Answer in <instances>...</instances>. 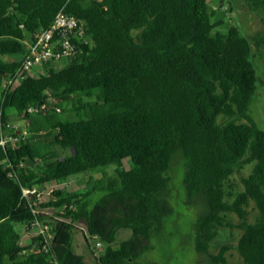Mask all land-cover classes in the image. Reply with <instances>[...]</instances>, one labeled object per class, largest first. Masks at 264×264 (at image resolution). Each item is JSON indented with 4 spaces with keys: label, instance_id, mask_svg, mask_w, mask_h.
I'll return each mask as SVG.
<instances>
[{
    "label": "trees",
    "instance_id": "trees-1",
    "mask_svg": "<svg viewBox=\"0 0 264 264\" xmlns=\"http://www.w3.org/2000/svg\"><path fill=\"white\" fill-rule=\"evenodd\" d=\"M243 3L264 16V0ZM208 5L0 0V136L18 140L0 145V264H86L73 248L75 230L104 246L96 264H142L172 212L167 174L178 154L186 161L187 202L205 209L195 225L196 252L225 264L229 248L215 255L212 243L221 230L238 228L243 264H264V131L249 115L260 76L253 50L264 62V30L250 38L239 26L217 30L226 20L213 21ZM62 7L84 22L83 35L70 36L75 52L45 63L39 76L24 72L6 89L28 45ZM10 121L25 122L27 131L19 125L12 135ZM48 139L55 149L39 156L34 141ZM58 148L69 155H58ZM111 165L118 167L105 174ZM248 165L236 190L231 179ZM94 171L103 178L90 176L81 190L62 187ZM47 186L53 187L48 201L23 196V189ZM36 222L50 227L49 237L29 234ZM122 229L131 237L114 248Z\"/></svg>",
    "mask_w": 264,
    "mask_h": 264
},
{
    "label": "rangeland",
    "instance_id": "rangeland-1",
    "mask_svg": "<svg viewBox=\"0 0 264 264\" xmlns=\"http://www.w3.org/2000/svg\"><path fill=\"white\" fill-rule=\"evenodd\" d=\"M209 8L215 11L213 21L223 18L226 20L225 25H222L217 30L226 32L231 26H239L242 29V33L250 38L256 35L258 32L264 30V16L258 12L251 11L244 5L243 0H226L223 4L218 3V0H208ZM254 59L253 64L257 67L259 76V89L258 97L252 102L249 115L255 121L256 125L264 131V62L259 56V52L253 50ZM14 60V59H12ZM18 83V82H17ZM12 127L18 128L20 125L24 127V131H27V124L25 122H12ZM19 126V127H20ZM17 133V129L11 132L12 135ZM19 133V132H18ZM25 141L29 139L27 133L23 134ZM8 143L15 144L18 140L11 136ZM50 140L41 142L34 141L37 146L39 156H43L47 151L54 150L50 146ZM58 155L67 156L69 150L56 149ZM130 161L125 164L128 166ZM36 166V163L33 167ZM185 166L186 161L181 154H178L175 158L172 170L168 172L167 176L170 178L171 186V208L172 212L165 217L163 234L151 239L152 250L144 253L143 257L139 260L142 264H214L208 255L198 254L195 249L196 231L195 225L201 214L205 213V209L199 205L188 203L186 198V186L185 180ZM117 165H111L104 171L105 174L111 175L114 173ZM251 165H248L239 173L235 174L231 179V185L236 190H242L241 178L247 176L251 172ZM91 173H85L77 177H71L62 187H66L68 190H81L86 185L85 180L91 177L103 178L101 173L96 171ZM105 180V179H104ZM54 187V184L52 185ZM52 186H47L46 189L40 190L42 193V202L49 200L51 197ZM44 191V193H43ZM44 194V195H43ZM104 194V191H98L91 195V206H93L97 200ZM248 218L250 221H254L258 215L254 205L249 207ZM48 210L42 211L43 214H47ZM51 219L57 220L55 214L50 213ZM232 222L237 223L236 216H231ZM132 231L129 229L121 230L117 233L116 241L112 247L117 248L121 241L131 237ZM243 232L238 228L223 229L216 240L213 241L211 247V253L217 255L222 247L227 246L229 251L226 253L225 264H243V259L236 249L237 242L242 236ZM73 235V248L77 254L84 256L86 264H96V257L103 252L104 246L101 249L96 244L95 239L89 238L88 242L85 241L83 233L75 230Z\"/></svg>",
    "mask_w": 264,
    "mask_h": 264
},
{
    "label": "built area",
    "instance_id": "built-area-1",
    "mask_svg": "<svg viewBox=\"0 0 264 264\" xmlns=\"http://www.w3.org/2000/svg\"><path fill=\"white\" fill-rule=\"evenodd\" d=\"M83 23V20L77 18L76 16L69 15L66 13L65 7H62L56 14L54 22H52L47 29L42 30L39 34L37 33L36 42L28 45V54L25 56L23 61V67L18 70L15 76H12L7 82H5V88L9 89L16 81V78L21 76L24 72L39 76L44 70L42 68L45 63L53 60L58 61L60 59H64V57L70 56L74 53L76 45L72 44L70 36L74 32L79 36H82L84 33ZM57 34L58 37L54 40ZM56 50L59 52H56ZM46 108V105L42 106V109ZM29 111H33V108H30ZM15 129H17V127H15ZM9 136L11 135L4 132L2 133L0 136L1 146H5L9 142ZM23 196L32 197V200L36 198L38 201H41L43 197L40 190L33 188L23 189ZM33 213L37 214V211H33ZM33 227L37 228L29 231L31 236L36 233H40L49 237V226L36 222ZM96 244L101 249L102 244L100 242H97Z\"/></svg>",
    "mask_w": 264,
    "mask_h": 264
},
{
    "label": "water",
    "instance_id": "water-1",
    "mask_svg": "<svg viewBox=\"0 0 264 264\" xmlns=\"http://www.w3.org/2000/svg\"><path fill=\"white\" fill-rule=\"evenodd\" d=\"M37 107H39V104L37 105ZM26 164L28 166H34V164H35L34 159L29 158L28 160H26Z\"/></svg>",
    "mask_w": 264,
    "mask_h": 264
},
{
    "label": "clouds",
    "instance_id": "clouds-1",
    "mask_svg": "<svg viewBox=\"0 0 264 264\" xmlns=\"http://www.w3.org/2000/svg\"><path fill=\"white\" fill-rule=\"evenodd\" d=\"M31 199H32V197H31Z\"/></svg>",
    "mask_w": 264,
    "mask_h": 264
}]
</instances>
